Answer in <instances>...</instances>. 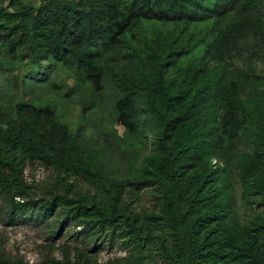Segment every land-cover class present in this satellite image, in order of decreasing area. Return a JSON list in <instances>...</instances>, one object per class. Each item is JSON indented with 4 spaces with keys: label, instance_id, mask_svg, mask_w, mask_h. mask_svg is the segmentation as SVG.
Instances as JSON below:
<instances>
[{
    "label": "trees",
    "instance_id": "1",
    "mask_svg": "<svg viewBox=\"0 0 264 264\" xmlns=\"http://www.w3.org/2000/svg\"><path fill=\"white\" fill-rule=\"evenodd\" d=\"M40 3L28 7L21 0H10L11 10L0 9V45L22 51L28 67L22 80L37 83L46 78L49 64L60 63L74 68L98 94L105 88L107 69L117 90L114 109L119 125L135 132L145 104L159 140L132 179H111L103 174L99 153L81 150L51 104L36 106L24 99L0 110V196L8 204L9 219L28 214L31 219H47L64 207L63 218L56 220L52 230L54 237L61 235L68 221L87 223L127 244L126 264L145 260L160 264L151 259L152 249L159 252L163 264H264V219L255 217L242 225L233 222L228 172L212 158L217 131L233 138L243 128L246 111L243 102L222 85L221 63L211 62L221 45L240 34L242 15L257 14L262 0ZM228 12L232 18L220 35L212 30L198 38L191 32L190 24L213 20V28L214 20ZM143 21L151 27L176 23L188 38L174 45L154 35L145 49L137 51L130 41ZM107 47L127 53L130 66L105 67L101 57ZM220 110L224 111L221 118ZM253 142L252 151L238 156L236 168L242 197L259 196L264 205V139ZM40 162L68 177L101 181V193H73L75 186L67 183L64 193L60 187L48 198L33 199L25 169ZM126 186L130 195L144 188L153 190L155 210L128 208L122 197ZM0 264L26 262L0 251ZM77 264L98 263L82 252Z\"/></svg>",
    "mask_w": 264,
    "mask_h": 264
},
{
    "label": "rangeland",
    "instance_id": "2",
    "mask_svg": "<svg viewBox=\"0 0 264 264\" xmlns=\"http://www.w3.org/2000/svg\"><path fill=\"white\" fill-rule=\"evenodd\" d=\"M41 1L21 0L28 7H37ZM3 8H13L10 0H0V9ZM257 11L260 19L254 11L242 15L238 20L240 34L221 45L222 48L215 53V59L211 60L212 63L217 60L221 63L225 69L222 85L243 102L246 111L243 128L238 129L233 138L226 137L222 130L217 131V145L212 157L214 162L220 160L226 166L227 190L235 216L233 222L241 225L255 217L264 219V205L259 196L247 200L242 197L239 171L236 168L238 156L252 151L254 140L264 139V32L257 26L258 20L264 26V0ZM230 18L232 13H224L214 20L216 23L213 28V20H209L201 24H190V29L198 38H203L212 30L219 34ZM135 35L130 43L137 51L145 49L147 39L154 35L174 45L185 36L176 29V23H154L151 27L145 21ZM127 55L114 47H107L101 63L105 67L124 69L130 66ZM48 66L46 78L37 83L23 81L21 76L28 71V67L22 51H8L0 45V110L9 109L24 99L32 101L36 106L51 104L55 107L57 119L68 127L81 150L99 153L103 174L107 178L132 179L143 159L155 152L159 140L158 128L145 109V104L141 108L139 127L135 132H128L117 122L114 109L117 90L111 83L109 70L105 69V88L97 94L74 68L60 63ZM223 113V110L219 111L220 118ZM223 145L224 153L221 151ZM25 175L30 196L35 200L50 197L60 187L61 193H64L63 187L67 183L75 186L73 193H101V181L88 182L80 177H68L42 162L28 165ZM66 179L67 182L64 181ZM128 189L126 186L122 194L128 208L134 212L155 210L153 190L144 188L130 195L127 194ZM62 211L65 208L59 206L51 218L31 219L28 214L10 220L8 204L0 196V251L17 256L26 264H77V258L82 252L98 264H126L127 244L116 234L112 237L87 223L68 221L61 235L54 237L52 230L56 227V220L63 218ZM163 236L168 239L167 233L164 232ZM151 254L152 260L163 264L159 252L152 249ZM143 264L152 262L145 260Z\"/></svg>",
    "mask_w": 264,
    "mask_h": 264
}]
</instances>
